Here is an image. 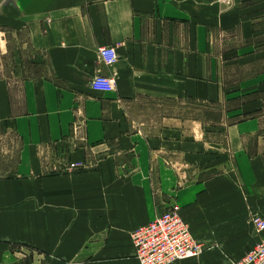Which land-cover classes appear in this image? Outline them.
I'll return each instance as SVG.
<instances>
[{
    "label": "crops",
    "instance_id": "1",
    "mask_svg": "<svg viewBox=\"0 0 264 264\" xmlns=\"http://www.w3.org/2000/svg\"><path fill=\"white\" fill-rule=\"evenodd\" d=\"M174 204L205 249L170 264L264 234V0H0V264H139Z\"/></svg>",
    "mask_w": 264,
    "mask_h": 264
},
{
    "label": "built area",
    "instance_id": "2",
    "mask_svg": "<svg viewBox=\"0 0 264 264\" xmlns=\"http://www.w3.org/2000/svg\"><path fill=\"white\" fill-rule=\"evenodd\" d=\"M98 56L107 67L118 61L114 47H99ZM114 83L113 77L97 74L92 78L90 86L93 90L112 91ZM78 167L75 163L70 164L71 169ZM179 210L178 205H171L165 212L131 233L135 257L139 264H170L198 256L204 251L205 248L192 235ZM251 223L257 233L264 232V218L254 216ZM234 264H264V234Z\"/></svg>",
    "mask_w": 264,
    "mask_h": 264
},
{
    "label": "rangeland",
    "instance_id": "3",
    "mask_svg": "<svg viewBox=\"0 0 264 264\" xmlns=\"http://www.w3.org/2000/svg\"><path fill=\"white\" fill-rule=\"evenodd\" d=\"M255 232H256V231H255ZM256 233H257V232H256ZM235 262H236V261H235ZM235 262H234V263H235Z\"/></svg>",
    "mask_w": 264,
    "mask_h": 264
}]
</instances>
